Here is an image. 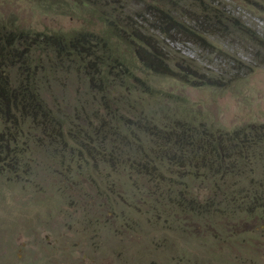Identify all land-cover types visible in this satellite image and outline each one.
<instances>
[{
  "label": "rangeland",
  "instance_id": "1",
  "mask_svg": "<svg viewBox=\"0 0 264 264\" xmlns=\"http://www.w3.org/2000/svg\"><path fill=\"white\" fill-rule=\"evenodd\" d=\"M105 1L138 24L130 16L142 12L141 0ZM145 1L152 7L163 5L161 0ZM168 2L178 17L192 12L195 4L211 5L225 14L222 24L229 28L237 24L262 46L257 49L234 28L221 38L205 37L214 49L207 43L192 45L181 35L159 36L164 53L176 56L181 72H191L198 86L146 74L134 58L125 55L131 62L130 88L115 79L102 90L99 70L91 71L92 78L82 75L79 62L77 70L69 66L65 70L56 62L53 48L39 42L19 56L21 63L5 66L7 86L15 87L18 79L21 84L29 81L26 67L37 65L35 78H48L41 85V103L51 111L59 110L62 117L67 115L78 129L86 126L85 130L101 133L100 128L109 123L108 106L118 110L116 119L146 110L140 103L147 99V86L159 95L149 100L150 105L168 107L169 103L168 111L183 109L195 130L210 127L230 133L264 125V0ZM95 17L88 0H0L1 32L22 31L41 40L82 30L99 34L102 27ZM146 19L149 22L151 17ZM188 62L196 66L194 71L185 68ZM204 81L213 85H202ZM27 98L19 95L16 102ZM113 100L117 105L110 104ZM16 102L0 103V143L7 144L5 152L14 145L18 150L9 151L4 161L0 155V264H264V211H238L235 206L234 215L212 211L200 216L191 207H177L171 198L183 183L188 190L185 199L194 200L192 205L198 208L213 196L209 184L189 179L186 169H162L166 181L162 179L160 185L159 176H149V184L134 172L112 173L103 155V146L107 152L111 145H103L102 134L92 135L98 151L87 158L69 155L70 146L65 151L49 148L39 141L40 131L30 130L29 120L18 115ZM150 105L149 111H158ZM15 117L17 124L23 123V133L12 143L5 128ZM61 124L63 130L74 128ZM215 209L225 211L221 205Z\"/></svg>",
  "mask_w": 264,
  "mask_h": 264
},
{
  "label": "trees",
  "instance_id": "2",
  "mask_svg": "<svg viewBox=\"0 0 264 264\" xmlns=\"http://www.w3.org/2000/svg\"><path fill=\"white\" fill-rule=\"evenodd\" d=\"M88 1L92 13L98 15L95 18L102 27L99 34L82 30L61 34L58 37L53 35L41 40L35 35L30 36L22 31L6 33L0 30V103L12 99L16 102L19 95L27 96L25 102L18 101L13 104L14 108L18 107L20 110L18 115L29 120L30 130L40 131L43 137L39 138V141L47 147L65 151L66 147L70 146L69 155L79 154L87 158L97 153L98 148L93 147L92 135L102 134L103 145L106 142L111 145L107 152L103 146V155L107 159L106 162L110 163L112 173L134 172L140 174L149 184L151 183L149 176L152 178L159 176L157 184L160 185L162 179L166 181L161 174L162 169L169 172L186 169L189 179L209 184L213 196L208 197L205 204L198 208L197 205L193 207L194 200L188 203L185 199L188 190L183 183V187L177 194L174 192L171 198L172 203L177 207H191L192 211L198 210L200 216L210 215L212 211L215 215L226 213L234 215L231 208L235 206L238 211L248 210L251 213L264 211V125L239 128L230 133L210 127L198 131L192 126V118H189V114L183 109L168 111L166 109L172 108L169 103L166 104L168 107L150 105L149 100L156 99L159 95L153 94V88L147 86L146 89L149 90L147 99L140 103L141 107L146 105V110L141 108L132 115V118H122V115H119L116 119L114 117L118 110H112L111 106H108L109 123L106 122L107 126L100 128L101 133L98 129L85 130L86 126L78 129L74 122L67 121L69 119L67 115L62 117L59 110L51 111L46 104L41 103L39 99L42 88L48 78L45 79L41 75L35 78L37 65L31 69L27 65L29 81L21 84L18 79L15 87L11 85L13 88H10V84L7 86L8 80L3 73L5 66L11 64L15 66L16 61L21 63L19 56L39 42L53 48L56 62H59L65 70L68 66L71 70L73 68L77 70L79 66L82 75L86 78H92V70H99L102 90H105L115 79L125 85L124 87L130 88L131 62L125 55L134 58L146 74L170 78L183 85L198 86L194 84L196 80L191 78V72L185 70L181 72L182 66L176 56H170V52L164 53L159 36H166L164 39H168L171 34L181 35L192 45L207 43L214 49L205 37L221 38L227 33V29L231 33V29L234 28L235 32L238 30L237 33L247 37L257 49L262 46L255 36L241 32L240 30L243 29L237 24H231L230 28L222 24L226 20L225 14L219 13L211 5L195 4L192 12L179 14L178 17L169 5V0H161L163 3L161 7L158 5L152 7L145 0H141L140 4L144 6L142 12L130 16L138 20L137 24L120 11H115L113 5L109 7L105 0ZM81 3L84 5L83 2ZM146 16L151 17L149 22ZM28 39L32 43H28ZM78 62L81 64L78 65ZM90 65L93 68L88 70ZM194 67L196 66L189 62L185 66L186 69L192 68L193 71ZM17 68L21 69L20 66ZM62 73L63 71L60 75ZM21 78L25 81L23 75L20 76V80ZM213 79L218 80L212 77L211 80ZM85 83L89 82L85 81ZM201 84L213 85L206 81ZM104 95L107 98V94ZM161 99L163 98L157 100ZM125 103L127 110L128 99H125ZM110 104L117 105L114 100ZM149 105L158 111H149ZM16 119L15 117V120L9 121L10 125L5 128V135L10 137L12 143H17L18 134L23 133L21 128L23 123L17 124ZM61 123H64V126L71 124L74 128L63 130ZM10 126L14 129L15 135L11 133L13 129H8ZM198 135L200 138L196 139ZM6 146L7 144L0 143V155H3V161L4 157L9 156V151L12 153L18 151L17 146L14 145L11 150L5 152ZM16 161L15 159L14 162ZM168 181L170 182L171 179ZM220 205L225 209L223 213H218L219 211L215 209V206ZM229 205L231 207L227 208Z\"/></svg>",
  "mask_w": 264,
  "mask_h": 264
}]
</instances>
